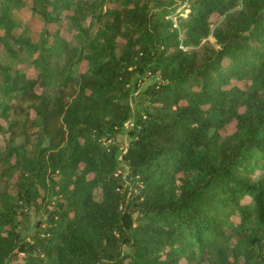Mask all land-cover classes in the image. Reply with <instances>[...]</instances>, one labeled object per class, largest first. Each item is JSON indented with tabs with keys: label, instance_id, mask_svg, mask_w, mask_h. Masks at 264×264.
<instances>
[{
	"label": "trees",
	"instance_id": "16d2710c",
	"mask_svg": "<svg viewBox=\"0 0 264 264\" xmlns=\"http://www.w3.org/2000/svg\"><path fill=\"white\" fill-rule=\"evenodd\" d=\"M32 3L37 41L0 15V264H264V0Z\"/></svg>",
	"mask_w": 264,
	"mask_h": 264
},
{
	"label": "rangeland",
	"instance_id": "374dc122",
	"mask_svg": "<svg viewBox=\"0 0 264 264\" xmlns=\"http://www.w3.org/2000/svg\"><path fill=\"white\" fill-rule=\"evenodd\" d=\"M33 0H23L24 6L19 5L17 0H0V15L2 14L3 9L6 7H11V6H17L18 8H15L11 10L10 14L12 16V19L15 20V25L13 27V33H15L17 36L21 35L24 37H29L33 39L34 41H37L40 38L41 33L49 28L50 30L55 29V24H49L45 25L44 21L41 19L40 16L35 15L32 11V3ZM180 7L174 12L171 13L169 18L173 20V22L178 23V19L176 17V14L182 10V7L184 6L183 0H179ZM70 15L73 14L71 10L68 12ZM217 19V15L213 16V20ZM97 32V29H95V33ZM74 29L71 27V23L69 20H66L64 24V37L69 40L73 41L74 39ZM211 38V37H210ZM212 41H215L214 39L211 38ZM184 47V46H183ZM186 49V47H184ZM31 53V51H30ZM1 56L6 60H10V55L4 51L0 50ZM18 67L23 70L24 73L28 74L29 76H35L37 73V70L31 65V59L22 61L20 64H18ZM87 69V62L83 61L78 64H76L73 67V74L74 75H79L81 72H85ZM135 77L132 80V94L130 97V103L133 108V113L135 114L138 111V107L141 105L146 104L141 96L139 95L138 90H134V84L136 82ZM156 78L155 75H143L141 80H138V88L142 89L145 86H147L149 83L153 82L154 79ZM8 83L6 80L3 79V77L0 74V96L8 94ZM5 91V92H4ZM133 118H131L127 123H126V128H130L132 125ZM235 127V121H232L231 123L228 124L225 133L232 132ZM129 142V136L128 134L124 131L120 134L117 135L116 139L111 142L119 144V148L121 150H124L127 147V144ZM108 144V143H107ZM5 146V140L3 135L0 133V150H3ZM128 167L126 164H121L120 172L123 174L127 175L128 174ZM261 173V171H257V176ZM132 191V187L129 189V192ZM42 194L39 195L37 198V203L36 204H30V205H22L19 207V215H18V220H19V228L21 232L25 236H30L31 234L35 233L38 230L37 223L42 220H46L47 218V209H52L53 204L49 205L47 204L48 200L45 199V193L41 191ZM135 192V191H134ZM248 200V198H246ZM136 216V214H135ZM237 220V218H235ZM23 254L19 255V258H22ZM242 264V263H241Z\"/></svg>",
	"mask_w": 264,
	"mask_h": 264
},
{
	"label": "built area",
	"instance_id": "2783aa9c",
	"mask_svg": "<svg viewBox=\"0 0 264 264\" xmlns=\"http://www.w3.org/2000/svg\"><path fill=\"white\" fill-rule=\"evenodd\" d=\"M131 125H133V123H131Z\"/></svg>",
	"mask_w": 264,
	"mask_h": 264
}]
</instances>
